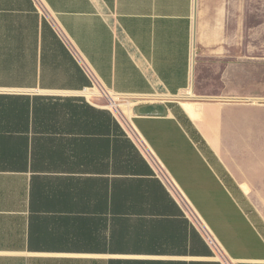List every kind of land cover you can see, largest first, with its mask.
Listing matches in <instances>:
<instances>
[{
    "label": "crops",
    "instance_id": "1",
    "mask_svg": "<svg viewBox=\"0 0 264 264\" xmlns=\"http://www.w3.org/2000/svg\"><path fill=\"white\" fill-rule=\"evenodd\" d=\"M262 33L264 0H0V264H264Z\"/></svg>",
    "mask_w": 264,
    "mask_h": 264
},
{
    "label": "rangeland",
    "instance_id": "2",
    "mask_svg": "<svg viewBox=\"0 0 264 264\" xmlns=\"http://www.w3.org/2000/svg\"><path fill=\"white\" fill-rule=\"evenodd\" d=\"M262 37L264 38V33H262ZM251 38H252V33H246V43H251ZM246 56H249V57L252 56L251 48L249 49L246 48ZM251 80H252V65L246 64V88L247 89L251 88ZM193 88L194 87H192L191 90L195 94V97H193L192 95L191 96L183 95L182 97H180V99L192 100V99H197V98L198 99L199 98H205V99L219 98L216 96L199 97L197 96V93L195 89ZM245 98H252V97H245ZM94 99L100 104L107 105L110 107L112 106L111 98L107 97L106 95H102L101 97L99 96L97 98L95 97ZM113 100L114 102L116 101L118 105L126 104V101L122 99H113ZM144 101H149V100H144ZM251 102L252 101H250V103ZM245 103L247 104L249 103V101H245ZM112 108L117 113V115L122 118L120 114H122L123 112L122 111L123 107H112ZM125 115H128V114H125ZM249 117H250L249 113L246 112L245 113V121H246L245 126L238 130V136L242 142L235 145L237 148L236 154L241 158L243 157L241 160H239L242 166L238 168V169H242V171H231V172L236 178V181L238 182V184L244 190L249 201L264 216V132L262 131L261 133V144L260 145L254 144L253 143L254 134H253L252 124L251 122H248V120H251V117L250 118ZM259 151L261 154V160H254L253 158L254 155L258 154ZM229 154H232V153L229 151Z\"/></svg>",
    "mask_w": 264,
    "mask_h": 264
},
{
    "label": "bare ground",
    "instance_id": "3",
    "mask_svg": "<svg viewBox=\"0 0 264 264\" xmlns=\"http://www.w3.org/2000/svg\"><path fill=\"white\" fill-rule=\"evenodd\" d=\"M91 93H92V92H88V94H91ZM111 105H112L113 107H118L117 102H114V101L111 103Z\"/></svg>",
    "mask_w": 264,
    "mask_h": 264
},
{
    "label": "built area",
    "instance_id": "4",
    "mask_svg": "<svg viewBox=\"0 0 264 264\" xmlns=\"http://www.w3.org/2000/svg\"><path fill=\"white\" fill-rule=\"evenodd\" d=\"M111 107H113V106H111Z\"/></svg>",
    "mask_w": 264,
    "mask_h": 264
}]
</instances>
